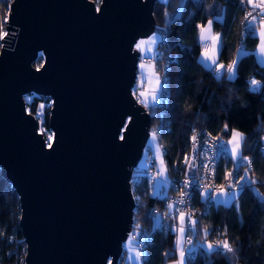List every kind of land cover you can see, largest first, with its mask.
Wrapping results in <instances>:
<instances>
[{
	"label": "water",
	"instance_id": "1",
	"mask_svg": "<svg viewBox=\"0 0 264 264\" xmlns=\"http://www.w3.org/2000/svg\"><path fill=\"white\" fill-rule=\"evenodd\" d=\"M158 1H12L0 50V173L19 197L24 264L120 263L134 224L132 176L152 131L131 95L133 46L156 33ZM30 95L55 102L51 148Z\"/></svg>",
	"mask_w": 264,
	"mask_h": 264
},
{
	"label": "trees",
	"instance_id": "2",
	"mask_svg": "<svg viewBox=\"0 0 264 264\" xmlns=\"http://www.w3.org/2000/svg\"><path fill=\"white\" fill-rule=\"evenodd\" d=\"M6 8V2L1 0L0 25ZM246 9L240 6L239 0H160L155 4L156 29H161L164 37L158 46L155 69L158 74H165L169 94L164 96V103L148 110L151 127L157 129L163 151L170 194L183 189L182 181L188 175L183 158L185 155L189 157L194 128H205L227 141L230 136L225 134V124L229 130L235 129L245 135L243 155L252 160L251 170L245 167L234 174L248 173L252 180L260 182L254 187L264 193V152L261 150L264 143V90L252 92L247 84L253 78L264 82V67L255 57L259 42L257 35L248 36L242 30ZM167 17L174 18L167 23ZM208 20L213 21V29L221 35L224 45L219 62L230 64L241 47L248 53L238 65L235 82L216 77L199 61L202 52L199 26L206 25ZM41 63L42 59H39L36 66ZM30 96L32 100L27 101V109L35 116L40 103L51 101L48 97ZM49 116L48 107L43 120L47 129H50ZM235 166L230 155L220 156L217 181H223L225 172L233 171ZM132 183L135 199L139 197L134 219L142 228L152 230V211L155 208L166 210L167 198L152 194L147 174L139 173L136 182ZM192 205V214L198 220L195 228L199 233L192 236L193 243L215 242L225 234L235 250L234 255L209 256L201 249L194 264H264V201L252 191L245 190L240 196L238 211L235 203L226 206L202 202L198 192L193 196ZM20 216L19 197L0 173V264L25 263L26 243L20 228ZM169 225L171 228L166 230L151 231L142 264H169L177 259L178 226L172 222ZM202 229L214 230L215 234L205 238ZM123 260L124 255L119 264Z\"/></svg>",
	"mask_w": 264,
	"mask_h": 264
},
{
	"label": "snow or ice",
	"instance_id": "3",
	"mask_svg": "<svg viewBox=\"0 0 264 264\" xmlns=\"http://www.w3.org/2000/svg\"><path fill=\"white\" fill-rule=\"evenodd\" d=\"M8 8L9 14L11 13L12 0H5ZM239 4L241 7H251L253 11H249L245 16V30L246 35L248 36H256V25L260 24L261 28L259 31V55L262 59H264V0H247L245 4V0H239ZM97 12L100 11L99 7L96 9ZM256 13L255 15L253 13ZM5 23H7V18L5 19ZM212 26L213 21L208 20L206 25H201L200 27V41H212V46L209 47L207 43L204 44L202 58L205 62L210 61V63H206V67H213V70L220 77H225L229 81L234 80L238 75V65L241 61V58L247 56V51L241 47L237 49V58L234 59L227 66L224 63L219 62V49L223 48L221 37L219 35H212ZM7 33H0V40H3ZM164 39L163 36L152 35L148 38V43L153 45L157 44L159 40ZM146 44L145 39H140L133 46V51L136 53H143L144 49H142V45ZM3 45H0L2 47ZM40 58L43 59V53H40ZM140 60L144 59V55H140ZM145 65L143 63L138 64V68L143 70ZM153 68V78L155 80V87L151 85V81L149 82L148 91H142L141 88L144 84L143 76H138L137 84L133 88L131 95L134 100L140 105H143L144 108H153V106L158 103H164V91L161 87V78L155 72V65ZM248 87L252 92H260L264 90V82L258 81L256 79H250L247 81ZM26 99L31 100L32 97H27ZM54 101H51L47 107L51 108L54 104ZM45 105L41 104L40 109H44ZM41 116V120L43 118L42 112L39 113ZM131 121V117L128 118L127 121L122 122L121 127L125 130H128L125 126ZM225 134L230 136V139L227 141L219 140V137H211L210 133H204L201 136L192 135L191 142L193 144L192 148V161H196L198 156L201 154V144L200 141H204V147L208 146L209 138L211 140L219 141V144H212L211 147L213 150L218 148V151H215L213 156V160H215L218 156H223L225 154H230L236 160V166L233 171L225 172L224 179L228 180L227 186L224 184H220L218 186L219 190L216 187H213L212 184H209L207 188L203 189L202 198L208 201L210 204H223V205H231L235 203L237 211L239 210V198L245 192V190H250L257 196L260 200L264 201V193H259L258 190L254 187L258 181L252 180L248 173L244 175H234V172H239L240 169L248 167L251 170L252 160L243 155V149L241 146V141L245 139L242 133L238 132L235 129L229 130L228 125H224ZM41 134L43 130H41ZM151 141L155 142L157 139L156 132H150ZM121 140H125L124 135H120ZM228 145H231V149H229ZM47 147H52V134H48V142L46 144ZM152 147V144H149V148ZM156 151H160L157 147ZM183 164L185 165V171L189 174L190 178L183 182L182 187L188 188L189 191L186 193H181L182 196L188 197L189 199L192 197V189L200 187V181L202 179H206L209 175L208 170L211 167L210 175L214 179L216 176V169L214 164L211 162L204 163L200 161L199 163H192L189 161L187 155L183 158ZM161 168L157 172V177H160L163 183L160 184L161 188L167 187V168L163 166V160H161ZM143 166V165H142ZM204 173L201 176V173ZM155 179V178H154ZM223 197V199H221ZM139 200V197H136ZM185 204V200L176 201L173 203H169L167 207L173 212L171 213L173 219H178L179 221V239L177 240V247L179 249V258L176 261V264H194L197 256L201 254V249H203L204 254L209 256L216 255H225L227 256L229 253L235 254V250L231 247L229 241L227 239H219L215 242H207L205 244H194L192 240V236L199 235L195 226L198 223V220L192 219L190 215L185 213L184 211H179V205ZM178 213V214H177ZM161 220L160 217L156 218V226L160 227ZM171 228V226H168ZM172 231H177V229H171ZM227 229L225 228V232ZM203 235L207 238L208 235H214L215 231H209L208 229H202ZM133 237L138 236L139 233L133 229L131 234ZM145 240L148 239L147 235L144 237ZM187 244L188 247L185 248L183 245ZM143 247V245H141ZM165 255H168L167 253ZM132 257H129L131 259ZM135 259L139 261H144L145 257L142 255L141 251L135 252ZM231 259V257H229Z\"/></svg>",
	"mask_w": 264,
	"mask_h": 264
},
{
	"label": "built area",
	"instance_id": "4",
	"mask_svg": "<svg viewBox=\"0 0 264 264\" xmlns=\"http://www.w3.org/2000/svg\"><path fill=\"white\" fill-rule=\"evenodd\" d=\"M3 1L5 2V0H3ZM249 11H253V9L251 7H247L246 12H245V15H244V18H243V23H242V30H243V32L245 34H246V30H245V16H246V13L249 12ZM253 14L255 15L256 13L254 12ZM8 15H9L8 8H6V10L4 12V15H3L2 24L0 25V33H6V23H5V19L7 18V20H8ZM0 45H2L1 40H0ZM214 74H215L216 77L220 78V76H218V74L216 72ZM158 75L161 78V83L164 85V88H163L164 96H167L169 94V92H168L167 88L165 87L166 76H165V74H158ZM136 84H137V82H136ZM204 133H210L211 134V137H219V136L213 135L210 131H208L205 128H194V130L192 132V135L201 136ZM219 140L225 141V140L221 139V137H219ZM214 143L218 145L219 144V141L211 140L209 138V140H208V146L207 147H204V141L201 140L200 141L201 149H202L201 154L198 156V158H197L196 161H192V156H193L192 148H193V144L191 142V151H190V154H189V157L188 158H189V161L192 162V163H199L200 161H203L204 163L211 162L212 164H214L215 169H216V176H215V178L213 179L211 177V175H210V171H211V167H210V169L208 170V172H209L208 177L206 179H202L200 181V187L199 188H195L194 187L192 189V197L190 199L188 197H184V196L181 195V193H186V192L189 191V189L188 188H185V187H183V189L181 191H179V192H176L174 194L167 193L166 196H165L167 198V205L169 203H173V202H176V201H180L182 199L185 200V204L179 205V209L178 210L179 211H184L185 213H187L188 215H190L192 217V219H196V217H194V215L192 214V208H193L192 201H193V196H194L195 192H198L200 194V197H201L202 202H206V200H204L202 198V196H203V191L202 190L205 189V188H207V186L209 184H212L213 187H216L217 188V190H219L218 186L220 184H224L225 186H227V184H228V180L227 179H224L221 182H218L217 181L218 162H219V157L220 156H218L215 160H213V156L215 154V151H218V148L216 150H213L212 149L211 145L214 144ZM261 150L264 152V143H262V145H261ZM155 161L156 160H155L154 156L151 155V157L149 159L148 165L149 164H155L156 163ZM137 169H139V167H137L135 170H137ZM140 173L147 174L148 177H149V181L151 183L153 182L155 176H154L153 170L150 169V166L148 167L147 164H146V166H144L142 168V170H141ZM203 175H204V173L202 172L201 173V176H203ZM189 178H190V176L188 174L187 177L182 181V184H183L184 181L188 180ZM136 179L137 178L135 177V171H134L131 182H136ZM133 184L134 183H132V190H133ZM172 212H173V210H171L169 208L166 209V211H160V210H158L156 208L153 209L152 215H153V218H154V223H153V226H152V230H155V229L166 230V229H168L169 222H172L173 225H177L178 224V219H173L172 218V215H171ZM157 216H159L160 217V220H161L160 227H157L156 226V218H157ZM134 228H135V231L139 233V235L138 236H135V237H133L131 235ZM152 230H147L146 228H142L140 226V224L134 219V224H133V228H132V231L130 233L129 239H132L133 240V242L135 243V246H136L135 248H137L138 251H141L142 252V255L144 257L147 254L146 247H147V245L150 242V239H151V231ZM145 235H147V237H148L147 240L144 239ZM220 239H226V235L225 234H222ZM192 240H193V238H192ZM141 245H143V247H141ZM185 245H186L185 247L187 248L188 245L187 244H185Z\"/></svg>",
	"mask_w": 264,
	"mask_h": 264
},
{
	"label": "rangeland",
	"instance_id": "5",
	"mask_svg": "<svg viewBox=\"0 0 264 264\" xmlns=\"http://www.w3.org/2000/svg\"><path fill=\"white\" fill-rule=\"evenodd\" d=\"M13 1V0H12ZM97 5H99V3H100V1L101 0H93ZM162 1H165L166 2V0H162ZM174 18V17H173ZM173 18H171V17H167V23H169L170 22V20L171 19H173ZM2 21H3V18H2ZM154 35H156V36H162V30L161 29H156V33L154 34ZM147 39H146V43H147ZM160 41L161 40H159L158 41V43L157 44H155V45H153V44H151L150 43V45L148 46H146V45H142L141 47H142V49H144V52L143 53H141V55H144V59L141 61H139V63H143V64H151V66H153V65H155V58H156V56L159 54V50H158V46H159V43H160ZM147 51V52H146ZM141 70V69H140ZM155 72H156V69H155ZM157 73V72H156ZM157 75H158V73H157ZM152 81V80H151ZM151 85L153 86V87H155V83L153 82H151ZM161 87L162 88H164V85L161 83ZM27 97H31V96H26V98ZM32 100V99H31ZM31 100H28V99H26V101H31ZM51 102V101H50ZM50 102H48V101H46V102H42V103H40L39 105H38V107L36 108V110H35V112H36V117H37V119H38V121H39V131L41 132V130H43V133H44V136H45V138H46V140L48 141V134H52V139H53V133H52V131L50 130V129H47L46 128V126L44 125V115H45V111L48 109V107H47V105L50 103ZM41 104H44L45 105V108L44 109H40V105ZM42 112V114H43V118H42V120H41V116L39 115V113H41ZM151 132H156V136L158 137V134H157V129L156 128H152V131ZM152 144V147L151 148H149V144ZM153 149H154V154H155V156H156V163L155 164H149L148 165V163H149V159H150V157H151V155H153ZM156 149H157V147H156V145L155 144H153V142L151 141V137L149 138V140H148V143H147V146H146V148H145V150H144V154H143V157H142V159H141V161L139 162V164H138V167H139V169H137V170H134L135 171V177L137 178V176H138V174L141 172V170H142V168L144 167V166H146V164H147V166L149 167L150 166V169H152L153 170V173H154V176H155V179L153 180V182L151 183L150 182V184H151V187H152V194H163L164 195V193L165 192H167V193H169V188L168 187H165V188H161L160 187V185H159V183H157V180H158V178H160V177H157V172L159 171V169L161 168V160H162V156H161V154L159 153L160 151H156ZM154 156V155H153ZM143 165V166H142ZM164 166V165H163ZM165 167V166H164ZM137 171V172H136ZM156 174V175H155ZM156 183H157V189H155V186H156ZM168 190V191H167ZM172 194H174V193H172ZM166 209H168V208H166ZM164 211H166V210H164ZM179 225V224H178ZM185 245V244H184ZM186 246V245H185ZM136 246H135V243L133 242V240L132 239H128L127 240V242L125 243V253H124V260H123V263L122 264H132L130 261H128V250L130 251H134L135 252V250H137V248H135ZM138 251V250H137Z\"/></svg>",
	"mask_w": 264,
	"mask_h": 264
},
{
	"label": "crops",
	"instance_id": "6",
	"mask_svg": "<svg viewBox=\"0 0 264 264\" xmlns=\"http://www.w3.org/2000/svg\"><path fill=\"white\" fill-rule=\"evenodd\" d=\"M260 28H261V25L260 24H257L256 25V32H257V37H258V39H259V31H260ZM212 35L213 36H216V35H219L220 37H221V35L219 34V33H217V32H215L214 31V29H213V26H212ZM199 36H200V31H199ZM221 41H222V38H221ZM201 42V46H202V52H203V48H204V44L205 43H207L208 45H209V47H211L212 46V41H200ZM259 44H260V39H259V42H258V45H257V47H256V50H255V57H256V60H257V62H258V64L261 66V67H264V59H262L261 57H260V55H259ZM220 50L221 49H219V55H220ZM147 52V51H146ZM202 52H201V55L199 56V61H200V63L205 67V68H207V69H211L214 73H215V71L213 70V67H206L205 65H206V63H210V61H208V62H205L204 60H203V58H202ZM145 65V67H144V69L143 70H140L139 69V72H138V76H143V78H144V84H143V87L141 88V90L142 91H148V89H149V82L151 81L152 83L154 82L155 83V80H154V78H153V68H152V66H151V64H144ZM227 66V65H226ZM157 74V73H156ZM154 86V85H153ZM156 106V105H155ZM154 107V106H153ZM148 109V108H147ZM239 132V131H238ZM241 133V132H240ZM243 134V133H242ZM243 136L245 137V135L243 134ZM230 139V138H229ZM243 142H244V140H242L241 141V146L243 145ZM153 144H155L156 145V147H158L159 148V150H160V154H161V156H162V160H163V165L165 166V162H164V158H163V151H162V149H161V147H160V145H159V142H158V137H157V139H156V141L155 142H153ZM228 147H229V149H231V145H228ZM153 155H154V158H155V160H156V156H155V154H154V149H153ZM228 155H230V154H228ZM231 156V155H230ZM232 157V156H231ZM233 158V157H232ZM233 160H234V162L236 163V160H235V158H233ZM156 162V161H155ZM166 167V166H165ZM188 174V173H187ZM157 183H159V185L161 184V183H163V181L161 180V178H158V180H157ZM157 183H156V186H155V189H157V187L159 186H157ZM167 187L169 188L170 187V179H169V177H168V174H167ZM168 191V190H167ZM166 194H167V192H165L164 193V195L163 194H158V196H166ZM155 195H157V194H155ZM221 199H223V197H221ZM178 224H179V221H178ZM177 224V226H178V228H179V226L180 225H178ZM179 239V233H178V236H177V240ZM177 242V241H176ZM184 247H185V245H183ZM176 248H177V259L179 258V249H178V247H177V243H176ZM186 248V247H185ZM137 250H135V252H136ZM135 252L134 251H129L128 250V261H130L132 264H142V261H139V260H137V259H135ZM129 257H132L131 259H129ZM177 259L175 260V261H173V262H170L169 264H176V261H177Z\"/></svg>",
	"mask_w": 264,
	"mask_h": 264
},
{
	"label": "bare ground",
	"instance_id": "7",
	"mask_svg": "<svg viewBox=\"0 0 264 264\" xmlns=\"http://www.w3.org/2000/svg\"><path fill=\"white\" fill-rule=\"evenodd\" d=\"M147 40H148V39H147ZM145 45H146V46H147V45L149 46V45H150V43H148V42H147Z\"/></svg>",
	"mask_w": 264,
	"mask_h": 264
}]
</instances>
